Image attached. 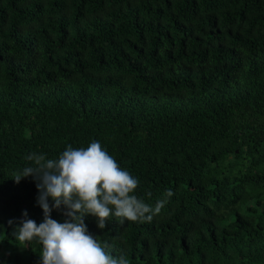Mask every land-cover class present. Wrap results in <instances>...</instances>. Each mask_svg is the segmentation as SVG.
<instances>
[{
  "label": "trees",
  "instance_id": "obj_1",
  "mask_svg": "<svg viewBox=\"0 0 264 264\" xmlns=\"http://www.w3.org/2000/svg\"><path fill=\"white\" fill-rule=\"evenodd\" d=\"M93 140L165 201L150 221L85 215L110 254L264 264V0H0V264H40L13 235L44 217L13 179L27 157Z\"/></svg>",
  "mask_w": 264,
  "mask_h": 264
},
{
  "label": "clouds",
  "instance_id": "obj_2",
  "mask_svg": "<svg viewBox=\"0 0 264 264\" xmlns=\"http://www.w3.org/2000/svg\"><path fill=\"white\" fill-rule=\"evenodd\" d=\"M31 166L24 167L14 179L31 176L38 190L37 204L43 210V221L37 224L27 213L13 229L16 240L36 241L42 246L40 264H129L124 255L106 251L107 244L91 235L84 216L95 217L97 227L104 229L108 220L121 223L150 221L165 201L155 208L133 195L139 180L122 169L98 140L87 147L68 145L58 159H46L44 154H30ZM173 193L169 190L166 196ZM49 199L53 202L49 206ZM64 206L63 223L50 218L53 208ZM13 224L12 220L8 221Z\"/></svg>",
  "mask_w": 264,
  "mask_h": 264
}]
</instances>
